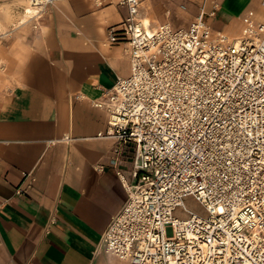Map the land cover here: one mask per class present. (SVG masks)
<instances>
[{
  "label": "built area",
  "instance_id": "2783aa9c",
  "mask_svg": "<svg viewBox=\"0 0 264 264\" xmlns=\"http://www.w3.org/2000/svg\"><path fill=\"white\" fill-rule=\"evenodd\" d=\"M52 1L29 0L31 15ZM109 1L127 7L107 41L128 42L131 71L92 103L109 114L99 135L120 141L116 167H130L117 168L128 199L104 250L129 264H264V20L232 36L207 21L216 1L184 27L147 23L142 0Z\"/></svg>",
  "mask_w": 264,
  "mask_h": 264
},
{
  "label": "crops",
  "instance_id": "0c3cea01",
  "mask_svg": "<svg viewBox=\"0 0 264 264\" xmlns=\"http://www.w3.org/2000/svg\"><path fill=\"white\" fill-rule=\"evenodd\" d=\"M105 1L53 0L3 59L0 264H129L102 245L128 199L117 168L130 167L122 156L116 167L120 141L99 135L109 114L92 103L131 71L128 42L107 41L127 7ZM213 1L219 9L206 18L230 24L231 10L251 0H142L141 12L152 24L184 27Z\"/></svg>",
  "mask_w": 264,
  "mask_h": 264
},
{
  "label": "rangeland",
  "instance_id": "374dc122",
  "mask_svg": "<svg viewBox=\"0 0 264 264\" xmlns=\"http://www.w3.org/2000/svg\"><path fill=\"white\" fill-rule=\"evenodd\" d=\"M255 3L256 0H251L248 4L245 1L241 7L231 10L230 24L228 21L220 20V17H209L207 20L214 30L232 36L242 34L249 26L256 25L262 19L264 8H257ZM27 6H30L29 0H0V75L2 71L6 72L8 69V64L3 59L16 52L18 47L16 41L36 22L34 16L25 15ZM185 202L190 208L203 212L202 205L194 197L187 196ZM179 215L182 216V213L179 212Z\"/></svg>",
  "mask_w": 264,
  "mask_h": 264
},
{
  "label": "bare ground",
  "instance_id": "6f19581e",
  "mask_svg": "<svg viewBox=\"0 0 264 264\" xmlns=\"http://www.w3.org/2000/svg\"><path fill=\"white\" fill-rule=\"evenodd\" d=\"M28 5H29V4H28ZM32 10H33V8H32L31 6H27V8H26V10H25V11H26L25 15H26V16H27V15H31ZM145 20H146L147 23H149L148 18L145 17Z\"/></svg>",
  "mask_w": 264,
  "mask_h": 264
}]
</instances>
